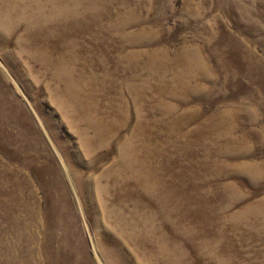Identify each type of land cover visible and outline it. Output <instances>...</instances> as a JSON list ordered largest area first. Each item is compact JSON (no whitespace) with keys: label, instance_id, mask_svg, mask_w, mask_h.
<instances>
[{"label":"rangeland","instance_id":"rangeland-1","mask_svg":"<svg viewBox=\"0 0 264 264\" xmlns=\"http://www.w3.org/2000/svg\"><path fill=\"white\" fill-rule=\"evenodd\" d=\"M0 264H264V0H0Z\"/></svg>","mask_w":264,"mask_h":264}]
</instances>
